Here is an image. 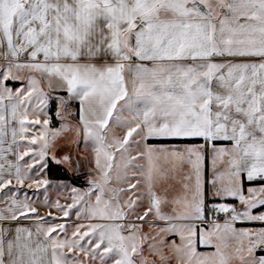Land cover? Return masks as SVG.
Listing matches in <instances>:
<instances>
[{
  "label": "snow or ice",
  "instance_id": "6c2138e0",
  "mask_svg": "<svg viewBox=\"0 0 264 264\" xmlns=\"http://www.w3.org/2000/svg\"><path fill=\"white\" fill-rule=\"evenodd\" d=\"M0 264H264V0H0Z\"/></svg>",
  "mask_w": 264,
  "mask_h": 264
}]
</instances>
